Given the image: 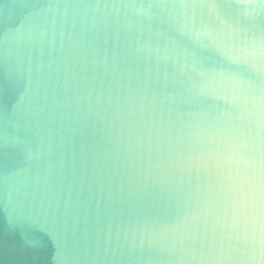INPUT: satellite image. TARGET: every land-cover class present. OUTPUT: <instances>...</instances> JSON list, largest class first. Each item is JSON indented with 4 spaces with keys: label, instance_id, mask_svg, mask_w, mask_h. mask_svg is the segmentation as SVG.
Instances as JSON below:
<instances>
[{
    "label": "water",
    "instance_id": "95a60500",
    "mask_svg": "<svg viewBox=\"0 0 264 264\" xmlns=\"http://www.w3.org/2000/svg\"><path fill=\"white\" fill-rule=\"evenodd\" d=\"M0 264H264V0H0Z\"/></svg>",
    "mask_w": 264,
    "mask_h": 264
}]
</instances>
